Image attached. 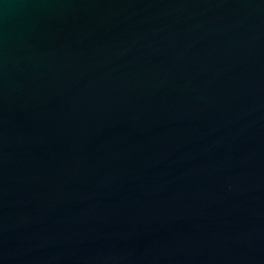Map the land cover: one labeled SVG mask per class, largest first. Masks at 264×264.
I'll return each mask as SVG.
<instances>
[{
	"label": "water",
	"instance_id": "95a60500",
	"mask_svg": "<svg viewBox=\"0 0 264 264\" xmlns=\"http://www.w3.org/2000/svg\"><path fill=\"white\" fill-rule=\"evenodd\" d=\"M0 264H264V0H0Z\"/></svg>",
	"mask_w": 264,
	"mask_h": 264
}]
</instances>
